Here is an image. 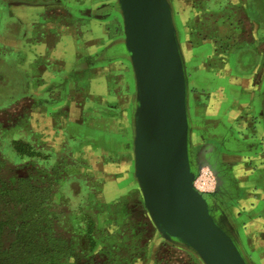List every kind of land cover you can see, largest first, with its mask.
Instances as JSON below:
<instances>
[{
  "label": "rangeland",
  "instance_id": "rangeland-1",
  "mask_svg": "<svg viewBox=\"0 0 264 264\" xmlns=\"http://www.w3.org/2000/svg\"><path fill=\"white\" fill-rule=\"evenodd\" d=\"M11 1L14 0H8ZM65 1L68 4L55 6L57 15L52 13L58 21L65 19L69 7L73 6L71 0ZM79 1L89 3L91 13L106 15L110 22L114 16H120L117 0ZM171 1L188 65L191 118L196 123L199 117L194 112L199 109L196 103L200 94L205 95L208 110L212 104L211 86L216 81H225L227 75L231 79V70L225 65H234L236 53L242 50L238 45L241 36L236 37L237 41L229 29L231 22H235L226 19L230 0ZM73 15L77 18V14ZM260 22L264 25L263 20ZM17 35L10 31L4 34L7 38H17ZM121 37L117 44L124 39L123 26ZM116 45L106 42L103 48L92 53L96 58L90 60V65L96 60L104 66L100 72L104 74V84L110 83L115 96V102L103 104L98 99L101 91L97 86L90 92L91 106L107 115L111 113L105 106L112 103L116 105L115 117L101 114L92 120L90 116V121L83 122L90 132L80 127L82 131H74L72 141V132L66 135L63 131H50L49 123L44 122L45 140L41 146L39 140L36 143L34 140L32 108L24 105L29 101L15 103L21 98H41L43 94L30 90V87L36 89L38 82L30 80L33 73L24 68L22 53L9 48L3 55L0 46V109L4 108L0 111V249L3 253L12 255L13 245L18 243L17 251L27 264H203L191 250L160 237L145 207L134 168V75L127 56L113 54ZM90 48L86 50L88 54L92 45ZM65 60L76 65L71 55ZM85 60L79 63L81 67ZM112 60H116L114 64L119 71L114 77L108 69ZM57 93L53 99L56 105L64 97L59 89ZM48 96L44 100L48 101ZM231 98L227 86V99L215 117L218 121L227 117V104L232 109ZM77 118V113L70 110L66 121L72 124ZM212 124L208 122L205 126ZM220 127L226 130L224 125ZM77 135H83V139H75ZM230 135L229 132L228 138ZM197 136L199 131H193L192 151L196 163L200 152ZM218 142L220 146L225 143ZM222 148L223 153H233L236 149L228 142ZM225 203L221 199L224 211ZM258 213H239L238 217L227 212L246 253L257 263L264 256V245L258 243L260 228L256 218L252 230L244 227L242 221L244 216L245 219L257 217Z\"/></svg>",
  "mask_w": 264,
  "mask_h": 264
},
{
  "label": "crops",
  "instance_id": "crops-1",
  "mask_svg": "<svg viewBox=\"0 0 264 264\" xmlns=\"http://www.w3.org/2000/svg\"><path fill=\"white\" fill-rule=\"evenodd\" d=\"M59 3L64 5L68 4V1L4 0L0 3L2 53H8L9 48L18 54L22 53L24 68L33 73L30 80L38 82L37 88L32 90L30 87V90L34 94L36 91L43 94L41 98H21L15 103L16 105L20 101H29L24 105L32 108L35 122L34 140L35 143L39 140V146L45 140L42 134L44 122L49 123L50 131H63L66 135L72 132V141L75 134L73 132L81 130L80 127L83 131L90 132V129L83 125L84 121H90L94 116L101 114L104 117H115L117 112L116 105L112 103L105 106L111 114L106 115L107 112L102 113L92 108L90 92L93 88H100L98 99L103 104L111 100L115 102V96L110 90V83H107L108 86L104 84V74L100 73L104 66L101 67V63L96 60L90 65V60L96 58L92 57L95 55L92 53L103 48L106 42L116 45V41L122 38L120 16H114L110 22L106 15L91 13L89 3L71 0L73 6L69 7V13L65 14V19L58 21L57 16L54 18L52 13L57 15L55 6ZM230 3L226 19L235 21L231 22L229 29L232 35L234 34V39L241 36V43L238 45L244 54L241 53L242 50L236 51L232 62L234 65H225V68L231 70V79H228L230 77L226 74L225 81H216L215 86H211L212 104L208 110L205 107V95L200 94L196 103L199 109H196L197 113L194 112L195 116L199 117L195 123V131H199V138L197 136L196 140L200 152L196 156L199 163H208L211 166V169L204 168L217 173L218 184L214 195H220V200L224 199L226 202L225 212L228 218L227 212L234 215L236 213L238 217L239 213L246 215L249 212H259L257 217L249 216L245 219L244 216L242 224L252 230L251 226L257 222L260 228L257 232L258 243L264 245V25L260 22L264 21V0H230ZM73 14H77V18ZM74 23L76 27L73 28ZM5 31L18 33L17 38L5 37ZM85 37H88V41ZM90 45L92 50L88 54L86 50L91 49ZM68 55L72 56V62H76L75 66L65 60ZM238 56L243 58V61H240V58L238 60ZM82 59L86 60L81 67L79 63ZM114 61L116 62L110 61L111 65L108 67L110 76L113 74V77L118 71ZM227 86L232 97V109L227 108V104V117L218 121L215 117L220 114L221 106L227 99ZM57 89L64 97L63 102L56 105L53 99ZM45 95L50 96L47 97L48 101L44 100ZM3 110L4 108L0 109ZM70 110L78 116L77 122L72 124L66 121ZM59 115H63L62 118ZM99 119L96 118V121H100ZM208 122H213V126H205ZM221 125H224L226 130L221 128ZM227 131L231 133L230 138ZM75 139L81 140L83 135H77ZM220 140L225 142L222 145L228 142L232 147L235 146V151L223 153L222 145L218 142ZM39 146L35 144L36 148ZM38 151L41 153L40 149ZM247 235H251L249 231Z\"/></svg>",
  "mask_w": 264,
  "mask_h": 264
},
{
  "label": "water",
  "instance_id": "water-1",
  "mask_svg": "<svg viewBox=\"0 0 264 264\" xmlns=\"http://www.w3.org/2000/svg\"><path fill=\"white\" fill-rule=\"evenodd\" d=\"M116 7L124 39L113 54L127 56L133 70L135 179L153 224L203 264H252L214 194L194 186L211 166L194 162L190 81L172 1L117 0Z\"/></svg>",
  "mask_w": 264,
  "mask_h": 264
},
{
  "label": "built area",
  "instance_id": "built-area-1",
  "mask_svg": "<svg viewBox=\"0 0 264 264\" xmlns=\"http://www.w3.org/2000/svg\"><path fill=\"white\" fill-rule=\"evenodd\" d=\"M194 186L197 191L204 195L214 194L217 188V179L212 170L202 168L196 176Z\"/></svg>",
  "mask_w": 264,
  "mask_h": 264
},
{
  "label": "flooded vegetation",
  "instance_id": "flooded-vegetation-1",
  "mask_svg": "<svg viewBox=\"0 0 264 264\" xmlns=\"http://www.w3.org/2000/svg\"><path fill=\"white\" fill-rule=\"evenodd\" d=\"M22 1V0H21ZM97 9H100L99 7L97 8ZM118 11V10H117ZM180 40H181V38H180ZM182 46V45H181ZM239 56H238V60H239ZM240 61H243V58H240ZM187 73H188V77H189V72H188V65H187ZM189 81H190V79H189ZM195 124V123H194ZM195 129L197 130V126L196 125H194V131H195ZM192 147H193V134H192ZM193 150V149H192ZM214 202H215V206H216V208L217 209H220V210H222L223 211V213L225 214V216H226V218L228 219V221L230 222V220H229V218L227 217V215H226V213H225V211H224V209L222 208V205H221V200H220V195H214ZM230 224L233 226V228L236 230V232H237V234H238V236H239V239H240V241H241V238H240V235H239V233H238V231H237V229H236V226H234L231 222H230ZM241 243H242V246H243V242L241 241ZM243 249H244V246H243ZM244 251H245V249H244ZM245 253H246V251H245ZM246 255H247V257L249 258V260L251 261V263L252 264H264V256H262V257H260L258 260V263L257 262H255V261H253V259H251L250 258V256L246 253Z\"/></svg>",
  "mask_w": 264,
  "mask_h": 264
},
{
  "label": "trees",
  "instance_id": "trees-1",
  "mask_svg": "<svg viewBox=\"0 0 264 264\" xmlns=\"http://www.w3.org/2000/svg\"><path fill=\"white\" fill-rule=\"evenodd\" d=\"M13 248H15V251L11 253L12 255H8L5 252L3 253L0 249V264H27L23 261V258H21V254H19L17 251L20 248L18 246V243L13 245Z\"/></svg>",
  "mask_w": 264,
  "mask_h": 264
}]
</instances>
